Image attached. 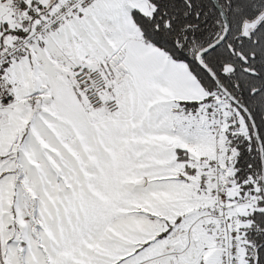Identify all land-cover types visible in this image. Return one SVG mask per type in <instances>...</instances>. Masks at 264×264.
Returning a JSON list of instances; mask_svg holds the SVG:
<instances>
[{"label":"snow or ice","instance_id":"6c2138e0","mask_svg":"<svg viewBox=\"0 0 264 264\" xmlns=\"http://www.w3.org/2000/svg\"><path fill=\"white\" fill-rule=\"evenodd\" d=\"M0 264H264V0H0Z\"/></svg>","mask_w":264,"mask_h":264}]
</instances>
